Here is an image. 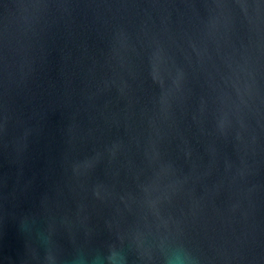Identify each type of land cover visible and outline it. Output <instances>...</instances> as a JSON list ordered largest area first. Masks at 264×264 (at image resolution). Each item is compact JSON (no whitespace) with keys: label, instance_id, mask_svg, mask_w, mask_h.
<instances>
[{"label":"water","instance_id":"1","mask_svg":"<svg viewBox=\"0 0 264 264\" xmlns=\"http://www.w3.org/2000/svg\"><path fill=\"white\" fill-rule=\"evenodd\" d=\"M176 243L264 264V0H0V264Z\"/></svg>","mask_w":264,"mask_h":264},{"label":"clouds","instance_id":"2","mask_svg":"<svg viewBox=\"0 0 264 264\" xmlns=\"http://www.w3.org/2000/svg\"><path fill=\"white\" fill-rule=\"evenodd\" d=\"M42 242L46 237L41 235ZM162 264H199L198 258L183 244L176 243L161 246ZM71 264H126L124 251L118 247H109L104 250L73 252Z\"/></svg>","mask_w":264,"mask_h":264}]
</instances>
